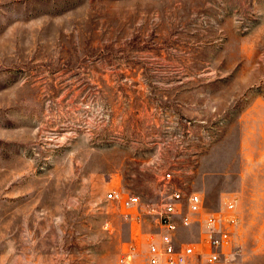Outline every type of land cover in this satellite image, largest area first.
<instances>
[{
    "label": "rangeland",
    "instance_id": "rangeland-1",
    "mask_svg": "<svg viewBox=\"0 0 264 264\" xmlns=\"http://www.w3.org/2000/svg\"><path fill=\"white\" fill-rule=\"evenodd\" d=\"M164 170L264 264V0H0V264H147Z\"/></svg>",
    "mask_w": 264,
    "mask_h": 264
},
{
    "label": "built area",
    "instance_id": "built-area-1",
    "mask_svg": "<svg viewBox=\"0 0 264 264\" xmlns=\"http://www.w3.org/2000/svg\"><path fill=\"white\" fill-rule=\"evenodd\" d=\"M171 170H164L160 175L162 196L152 208H145L153 215L154 231L146 235L145 257L147 264H228L233 251L235 235L238 232L239 216L237 206L239 198L231 195L224 200V205L217 211L204 210L203 198L194 191H189L185 182L175 183ZM107 199L120 201L123 208L134 207V223L140 226L142 216L140 208L144 202L138 194L121 196L116 190L106 194ZM148 207V205H147ZM128 218L131 213L124 212ZM193 222L200 224L196 240L177 236L180 227H188ZM140 234L139 227L132 231L135 242L130 246L136 251V241ZM130 253L125 252L119 258V264H131Z\"/></svg>",
    "mask_w": 264,
    "mask_h": 264
}]
</instances>
